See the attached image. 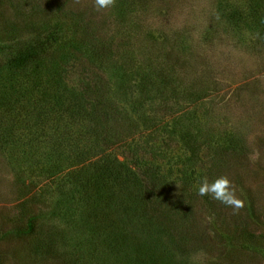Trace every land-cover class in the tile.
Returning a JSON list of instances; mask_svg holds the SVG:
<instances>
[{"label":"trees","instance_id":"16d2710c","mask_svg":"<svg viewBox=\"0 0 264 264\" xmlns=\"http://www.w3.org/2000/svg\"><path fill=\"white\" fill-rule=\"evenodd\" d=\"M119 4V17L132 12L131 0ZM217 9L228 32L264 36V0H218ZM61 21L48 23L45 31L29 25L32 33L0 42V152L19 174L38 170L57 185L58 196L43 218L51 215L78 227L98 264H112L111 258L119 264H174V253L161 254L152 242L160 233H172L170 223L180 215L183 198L170 194L173 180L161 173L155 158L161 154L148 138L150 132L167 134L196 157L202 141H208L201 133L203 121L194 111L166 121L148 114L156 100L181 95L174 66L167 65L164 54L120 46L114 37L78 38V30L68 32ZM79 61H88L90 69L74 84L69 69ZM203 89L187 86L182 96L201 97ZM219 138L225 148L234 141ZM118 147L126 150L124 158ZM148 153L155 154L153 160ZM210 198L205 196L208 204ZM31 200L20 204L26 207ZM157 204L163 208L159 214ZM26 214V223L14 233H36L39 215ZM54 234L42 236L38 254L50 253L46 240H56Z\"/></svg>","mask_w":264,"mask_h":264},{"label":"rangeland","instance_id":"374dc122","mask_svg":"<svg viewBox=\"0 0 264 264\" xmlns=\"http://www.w3.org/2000/svg\"><path fill=\"white\" fill-rule=\"evenodd\" d=\"M120 1L98 10L94 0H0V42L32 33L29 25L45 31L48 23L62 20L68 32L78 30V38L114 37L120 46L164 54L167 65L174 66L181 95L156 100L148 114L166 121L194 111L208 141H202L199 155L193 157L177 138L150 132L148 144L154 148H149L161 154L155 157L160 171L173 180L170 194L183 198L180 215L170 223L172 233H160L152 243L161 254L174 253V264H264V36L228 32L218 0H131L133 9L126 17L118 15ZM12 28L15 34H10ZM89 64L71 63L69 81L75 84L81 75L88 76ZM178 78L183 88H204L202 96H182ZM220 135L234 141L225 148ZM115 151L120 158L127 155L123 147ZM256 153L259 158L253 162L250 156ZM154 155L147 156L153 160ZM14 166L0 152V264H98L101 260L86 251L85 234L78 227L51 215L43 218L58 196L57 185L38 170L19 174ZM221 175L234 182L245 202L238 212L197 195L203 177L211 181ZM25 195L32 199L26 207L20 204ZM154 210L159 214L163 208L157 204ZM26 213L39 215L36 233L18 235L14 230L26 223ZM53 232L56 240H46L50 253L38 254L42 236Z\"/></svg>","mask_w":264,"mask_h":264},{"label":"clouds","instance_id":"9594fccd","mask_svg":"<svg viewBox=\"0 0 264 264\" xmlns=\"http://www.w3.org/2000/svg\"><path fill=\"white\" fill-rule=\"evenodd\" d=\"M97 9H107L115 6L116 0H94ZM259 158L256 153L250 156V160L255 162ZM197 195L201 197L209 196L213 200L230 207L233 212H238L244 207V200L236 193L234 182L227 176L221 175L209 181L203 177L197 185Z\"/></svg>","mask_w":264,"mask_h":264}]
</instances>
